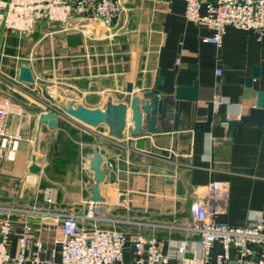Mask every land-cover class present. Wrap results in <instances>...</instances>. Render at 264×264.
<instances>
[{"label": "crops", "instance_id": "1", "mask_svg": "<svg viewBox=\"0 0 264 264\" xmlns=\"http://www.w3.org/2000/svg\"><path fill=\"white\" fill-rule=\"evenodd\" d=\"M116 1L120 12L108 29L91 21L66 29L44 20L32 33L2 34L0 99L19 103L23 114L7 122V132L21 133L22 139L12 161L0 156V205L47 210L41 191L54 187L53 210L83 215L95 182L89 165L97 152L104 178L98 185L103 200L96 202L95 226L115 227L126 234L129 248L124 262L132 261L131 239L140 234L153 235L171 263L197 264L198 236L187 227L191 205L205 197L208 183L221 181L228 189L227 200L218 204L224 212L215 215L216 222L232 226L258 218L264 222V128L244 125L227 136L224 127H213L210 133L191 127L192 121L204 120L208 103L229 118L248 114L254 94L264 90V33L228 27L217 48L201 42L211 30L186 20L183 0ZM21 66L29 67L35 79L29 89L47 84L71 90L89 108L108 97L114 103L124 102L148 89L160 90V97L172 95L175 87H190L194 81L197 100L176 102V131L172 119H165L157 121L155 133H148L147 118L139 133L128 125L122 139L105 127L89 132L60 118L55 128H49L47 121L38 128L39 115L49 110L45 100L10 90L8 78L18 75ZM254 66L259 78L249 89L245 82ZM127 83L132 85L131 94L125 92ZM33 157L40 167L38 175L28 171ZM4 219L12 225L8 246L12 256L25 223L42 226L36 235L43 242V259L58 248L54 240L60 239L59 224L52 218L0 211V221ZM183 241L188 248L179 257L176 247ZM221 252L214 244L211 264ZM238 259L231 248L228 264Z\"/></svg>", "mask_w": 264, "mask_h": 264}, {"label": "built area", "instance_id": "2", "mask_svg": "<svg viewBox=\"0 0 264 264\" xmlns=\"http://www.w3.org/2000/svg\"><path fill=\"white\" fill-rule=\"evenodd\" d=\"M183 9L186 20L211 30V35L201 39V42L217 48L228 27L264 33V0H183ZM119 12L120 4L116 0H0V59L5 56L2 51V34L6 30L20 34L32 33L44 20L64 25L66 29L73 23L74 28H77L82 21H91L108 29ZM8 82L12 93H23L35 101H44L39 88L29 89L27 84L17 80V75L9 77ZM44 103L48 111L58 115V119L84 131L91 132L94 129L66 115L47 101ZM22 114L23 107L19 103L8 97L0 99V156L5 160L14 159L16 147L22 139L21 133L12 135L7 132L8 119ZM32 182L35 183V180ZM205 189V197L196 199L191 205L192 218L187 227L188 231L198 236L200 256L197 264H211L210 253L216 243L222 252L215 256L214 264H228L231 248L236 249L239 255L238 264H264L262 219H254L243 226L216 222L215 215L224 212L218 208V204L227 200L228 189L221 181H212ZM41 193L48 206L47 210L34 207L20 210L0 205V211L8 215L25 212L28 216L40 215L57 221L60 239L54 240V243L58 244V248L51 250L48 259H43L40 256L43 242L36 235L42 226L25 223L18 233L17 249L12 256L8 250L12 225L9 219H4L0 221V264H54L56 256L58 264H173L161 252L159 242L153 235L140 234L131 239L132 261L124 262V254L129 248L126 234L115 227L95 226L99 220L96 202L87 201L83 215L57 212L52 209L56 189L46 187ZM87 223H91V226H87ZM187 248L184 241L177 245V255L182 257Z\"/></svg>", "mask_w": 264, "mask_h": 264}, {"label": "water", "instance_id": "3", "mask_svg": "<svg viewBox=\"0 0 264 264\" xmlns=\"http://www.w3.org/2000/svg\"><path fill=\"white\" fill-rule=\"evenodd\" d=\"M1 62V59H0ZM259 78L258 67H252L250 76L246 79L247 88L252 87V81ZM17 80L23 84L33 85L35 79L31 69L27 66H21L18 70ZM198 83L194 81L190 87H175L172 95L160 97L161 91L158 89L144 90L135 95H130L127 101L114 103L111 98H106L100 106L89 108L82 104L79 95L71 90L61 87H54L47 84L39 85V92L42 98L59 109L66 115L78 120L79 122L91 128L105 127L108 133L122 139L128 125L134 133H139L142 129L144 119L146 121V131L148 133L156 132L157 121L172 119V130L178 129L179 113L173 110L177 101L197 100ZM125 92L132 93V85L127 83ZM253 106L248 114L237 118H229L227 113L216 110L212 103L207 105V113L204 120H194L191 122L193 131L210 133L216 126L224 127L227 136L233 133V130L244 125H254L258 128H264V90L256 91L254 94ZM47 121L49 128L58 126V115L55 112H42L38 117V128ZM35 158L29 166V173L38 175L40 167L35 164ZM102 157L96 152L90 162V169L94 176V185L90 189L91 201L101 202L103 199L98 193V185L104 178L101 170ZM235 172H246L243 169H233ZM231 264H238L232 262Z\"/></svg>", "mask_w": 264, "mask_h": 264}, {"label": "rangeland", "instance_id": "4", "mask_svg": "<svg viewBox=\"0 0 264 264\" xmlns=\"http://www.w3.org/2000/svg\"><path fill=\"white\" fill-rule=\"evenodd\" d=\"M9 76H11V75H9ZM1 81H2V80L0 79V82H1ZM6 84H7V83H5V81H4V83H3V85H4V86H3V89H7V88H8V87L6 86ZM11 93H12V92H11Z\"/></svg>", "mask_w": 264, "mask_h": 264}]
</instances>
